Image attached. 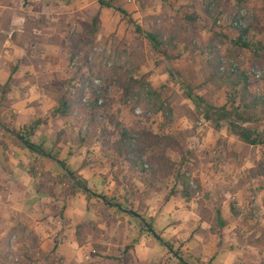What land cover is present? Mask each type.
Masks as SVG:
<instances>
[{
	"label": "rangeland",
	"instance_id": "obj_1",
	"mask_svg": "<svg viewBox=\"0 0 264 264\" xmlns=\"http://www.w3.org/2000/svg\"><path fill=\"white\" fill-rule=\"evenodd\" d=\"M209 3L220 7L217 26L204 12ZM0 4L22 13L51 9L50 24L44 14L36 20L42 31L45 24L54 29L62 57L45 85L51 99L25 103L5 93L0 104V264H264V147L245 143L226 126L216 130L205 122L169 73V68H178L200 95L225 105L230 87L210 63L219 57L240 65L254 82L252 93L264 95V48L240 50L231 41L238 37L237 18L250 28L254 43L264 45V0H116L115 7L128 11L145 32L171 44L176 58L169 62L120 12L96 0ZM26 21H32L28 15ZM81 77L88 79L83 102L92 85L105 91L101 105L111 104L123 125L178 139L180 147L170 152L177 163L173 175H143L103 148L102 128L110 125L104 107L93 114L83 104L71 117L52 116L59 98L68 90L74 93ZM11 82L1 84L0 93L10 90ZM36 123L40 126L32 139L42 141L53 158L34 155L15 136ZM250 125L263 129L264 120ZM11 144L15 147L9 148ZM11 157L33 177L35 193L41 183L56 189L54 197L41 194L46 197L39 202L42 209L26 205L20 210L26 191L23 184L10 188ZM56 159L75 172L86 163L80 175L84 178L85 172L91 190L115 204L82 190L69 195V182L55 181L64 175ZM218 211L224 227L218 223ZM143 221L170 241L179 256L145 231ZM129 245L134 248L125 253Z\"/></svg>",
	"mask_w": 264,
	"mask_h": 264
},
{
	"label": "trees",
	"instance_id": "obj_2",
	"mask_svg": "<svg viewBox=\"0 0 264 264\" xmlns=\"http://www.w3.org/2000/svg\"><path fill=\"white\" fill-rule=\"evenodd\" d=\"M102 7L114 8L120 12L130 24L135 26L136 31L139 34H143L146 40L149 42L155 53L166 61H172L176 57L171 54L170 43H166L162 40L161 36L152 33L145 32L142 27L135 21V19L129 14L128 11L121 7H115L114 2L116 0H96ZM220 7L215 3H209L205 9V14L213 19L214 25L217 26L218 19L220 17ZM190 20L195 21V17H189ZM97 21L94 22V33L97 26ZM235 29L238 32V37L232 39V44L238 49H249L257 52L262 50L264 45L262 42L254 43L250 38V28L245 27L237 18H234ZM78 48V47H77ZM76 48V49H77ZM257 48V49H256ZM209 53L213 54V50L209 49ZM214 74L230 87V98L225 105H215L209 102L204 96L200 95L195 87L189 81L182 78L181 71L178 68H169L170 75L178 81L186 96L193 103L199 115L203 120L209 124L214 125L216 130H221L225 126L234 136L242 139L245 143L264 147V127L259 129L251 126L254 122H260L264 120V95L258 96L252 93L254 82L251 81L250 75L240 66L227 64L219 57L210 61ZM76 78V77H73ZM82 84L80 86L74 85L75 92L68 90L58 100V104L52 109V116L54 117H71L73 109L76 106L84 104L89 112L95 113L102 107L107 111L106 118L109 121V126L104 125L102 128V146L114 152L122 162L131 168L132 170L141 172V174H147L148 172L155 178L160 175L171 176L174 174L177 167V163L172 159L170 152L178 150L180 142L175 137L167 133H155L148 129L133 130L123 125L116 114L112 111V105L99 103L100 98L105 97L104 90L93 88L90 85V95L87 103L83 102L84 96L87 94L86 86L88 85V79L81 77ZM75 80V79H74ZM73 82L71 81L70 84ZM132 84H140L136 80H132ZM128 88V89H127ZM125 90L130 91L131 87H127ZM4 100V95L0 98V104ZM109 110V111H108ZM35 126L31 127L27 133L16 132L15 136L22 141L25 148L29 151L36 153L37 155H43L49 158H53L51 153H48L43 144H36L33 141L35 135ZM111 131L110 128H112ZM59 165L64 171L63 177H60V181L55 180L57 183L64 184L66 180L70 184L69 195L74 196L79 190L84 191L89 197L97 196L102 198L107 205H114L115 203L108 200L107 197L95 193L88 186V182L80 175V171L87 165L82 164L79 171H72L65 161H58ZM148 166V169L145 166ZM33 175L34 171L31 170ZM31 173V174H32ZM51 176V175H50ZM181 176V175H180ZM36 177V176H35ZM52 178V177H50ZM182 178V176H181ZM54 179L52 178V181ZM39 194H49L54 197L56 195V189L49 187L46 183H41L37 187ZM137 217H140L136 213L132 212ZM141 218V217H140ZM218 223L221 227L225 226L221 211H218ZM144 223V221H143ZM145 225V223H144ZM145 231L151 233L163 246H165L175 256H179L174 251V245L167 240H164L158 235L151 224L145 225ZM58 243L56 242L52 253L55 254L58 250ZM134 245H129L125 248L124 252L127 253ZM179 259L183 261L180 257Z\"/></svg>",
	"mask_w": 264,
	"mask_h": 264
},
{
	"label": "crops",
	"instance_id": "obj_3",
	"mask_svg": "<svg viewBox=\"0 0 264 264\" xmlns=\"http://www.w3.org/2000/svg\"><path fill=\"white\" fill-rule=\"evenodd\" d=\"M45 5L48 8L47 3ZM41 14H44L47 18L46 24H50L53 17L51 9L44 12L32 9L27 13H22L20 11H9L0 4V85L12 81L9 87L10 90L0 93V98L3 95L6 96L5 93H7L14 101L19 99L29 103L39 99L37 102L39 104L51 99L45 85L48 76L55 70V66L61 65V63L56 62L57 60L62 61L61 41L55 35L51 26L48 27L45 24L43 26L45 31H42L40 28L41 21L36 20L41 18ZM26 15L32 21L27 22ZM14 34L16 35L15 40L12 38ZM12 78L13 80H11ZM54 104L55 102L52 103V106ZM34 142L42 144L40 143L42 141ZM12 147H15V145L11 144L9 146V148ZM2 152H4V148L0 143V156ZM36 156L41 157L43 155L36 154ZM64 156L65 153L62 157L65 159ZM59 160L56 159L57 162ZM9 165L8 173L12 177L9 182L10 188L14 190L15 186L23 184L26 191V198L21 199L24 203L20 204V210H26V205L37 207L39 202L45 200L46 197H42L41 194L35 193L36 190H33L35 186L33 177L23 171L19 166V161L12 157ZM57 171H61V169H57ZM81 174L84 179L88 178L85 172ZM38 208L42 209L41 206H38ZM31 209L33 208L28 210ZM70 212L68 211L67 214L69 215Z\"/></svg>",
	"mask_w": 264,
	"mask_h": 264
},
{
	"label": "built area",
	"instance_id": "obj_4",
	"mask_svg": "<svg viewBox=\"0 0 264 264\" xmlns=\"http://www.w3.org/2000/svg\"><path fill=\"white\" fill-rule=\"evenodd\" d=\"M84 102L86 103V102H87V99H84ZM102 102H103V101H102V100H100V104H102Z\"/></svg>",
	"mask_w": 264,
	"mask_h": 264
}]
</instances>
